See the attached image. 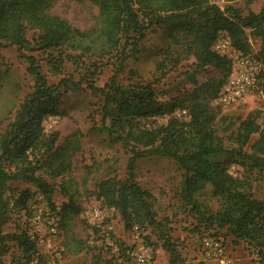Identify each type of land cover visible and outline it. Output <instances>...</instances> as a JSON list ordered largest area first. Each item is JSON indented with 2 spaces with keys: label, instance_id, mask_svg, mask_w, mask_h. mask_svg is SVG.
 <instances>
[{
  "label": "trees",
  "instance_id": "1",
  "mask_svg": "<svg viewBox=\"0 0 264 264\" xmlns=\"http://www.w3.org/2000/svg\"><path fill=\"white\" fill-rule=\"evenodd\" d=\"M56 0H0V45L10 42L18 47L19 57L28 63V72L35 79L34 89L19 105L14 118L0 135V257L15 242L28 260L36 252V243L27 231L3 233L14 210H27L31 190H23L18 197L7 196L11 183H26L41 192L51 205L55 186L49 178L69 175L61 187H73L72 163L58 145L59 133H47L44 122L61 114V106L70 86L80 90L83 83L101 97V119L93 130L105 134L112 143L120 142L130 154L126 180L110 177L97 185L98 197L106 208L116 209L127 228L138 225H157L152 208V194L133 180L136 162L149 155L175 159L183 170L181 195L202 223L228 227L235 240H248L264 262V201L243 188V182L228 170L233 163L250 161L252 167L264 170V131L254 116L240 123L233 135L234 147L224 146L214 123L218 112L210 101L219 92L232 72L230 59L213 50L219 33H227L235 49L245 54L250 48L247 31L260 40L255 57L261 63L255 90L264 93V6L256 13L243 14L228 6L221 8L211 0H93L99 6L100 24L81 30L68 20L52 14ZM154 24H172L180 30L183 44L196 59L200 68L215 67L225 71L222 81L210 80L196 86L182 97L161 99L151 84L121 83L119 75L129 59L141 51V42ZM33 30L32 39L27 37ZM175 42L180 41L172 34ZM59 50L74 62L86 58L87 74L80 81L63 78L49 84L33 52ZM70 50L68 53L67 51ZM182 48L181 52H186ZM28 51V53H26ZM181 52L170 51L172 67L180 60ZM61 57V55H60ZM50 60L51 69L59 72L63 58ZM114 67L110 79L99 87L93 77L101 70ZM161 66V65H160ZM185 111L177 116L174 113ZM167 118L166 122L158 119ZM259 137L246 151L252 135ZM206 186L218 199L217 210L204 207L196 198ZM61 207L62 219L78 215L81 206L74 194ZM172 245H165L172 252ZM120 247V246H119ZM112 256L111 263L115 261Z\"/></svg>",
  "mask_w": 264,
  "mask_h": 264
},
{
  "label": "rangeland",
  "instance_id": "2",
  "mask_svg": "<svg viewBox=\"0 0 264 264\" xmlns=\"http://www.w3.org/2000/svg\"><path fill=\"white\" fill-rule=\"evenodd\" d=\"M221 8L233 6L243 14L257 12L264 6V0H211ZM81 30H89L100 24L99 6L93 0H56L50 9ZM180 37L175 42L172 34ZM33 30L27 37L32 39ZM184 33L172 24H154L141 42V51L129 59L118 79L121 83H151L161 95V99L182 97L196 86L210 80L222 81L225 71L221 68L197 66L195 57L189 54L183 44ZM250 48L247 55L254 56L260 49V40L248 30ZM182 48L186 52H181ZM181 52L180 60L173 67L168 65V55ZM68 53L70 50L67 51ZM28 53V51H26ZM38 59L42 73L49 84H57L63 78L80 81L87 74L86 58L77 62L68 59L59 50L33 52ZM59 72L51 69L50 60H61ZM161 65V66H160ZM114 67L108 65L93 77L99 87L110 79ZM196 81L198 85L195 84ZM34 77L28 72V63L19 57L18 47L10 42L0 45V135L14 118L24 98L33 91ZM61 106V114L48 117L44 122L47 133L58 132V145L71 159V177L74 186L61 187L69 175L45 178L55 186L52 203L54 212L45 196L26 183H11L7 196L13 201L23 190H31L27 202L28 212L14 210L10 220L2 227L3 233L27 231L36 243V252L31 260L18 248L15 242L8 243L9 250L0 257V264H114L110 262L114 246L131 241L132 228H127L120 213L114 208H106L97 194V185L110 177L126 180L127 163L130 154L122 143H112L103 133L93 130L99 123L101 97L93 93L86 83L80 90L70 86ZM210 105L218 112L214 128L222 138L224 146L234 147L232 136L240 123L252 115L264 131V93L254 90L236 105H222L217 98ZM185 111L174 113L177 116ZM166 122L167 118L158 119ZM259 137L252 135L246 147L251 152V144ZM233 176L243 182V188L256 198L264 201V170L254 168L251 162L233 163L228 169ZM183 170L178 162L162 155H149L136 162L133 180L152 194L151 204L157 225L140 226L143 235L154 252V264H264L258 252L248 240H235L228 227L202 223L192 206L183 200L181 185ZM74 194L81 206L78 215L70 220L62 219L61 207L68 202V195ZM204 207L217 210L220 203L206 186L196 196ZM103 210L100 222L93 220L89 213L92 207ZM55 230V231H54ZM218 241L223 249L221 255H214L204 244V239ZM172 245V252L165 245Z\"/></svg>",
  "mask_w": 264,
  "mask_h": 264
},
{
  "label": "built area",
  "instance_id": "3",
  "mask_svg": "<svg viewBox=\"0 0 264 264\" xmlns=\"http://www.w3.org/2000/svg\"><path fill=\"white\" fill-rule=\"evenodd\" d=\"M212 48L232 62V72L222 86L217 100L225 106L236 105L256 89L261 63L256 57L235 49L229 35L224 32L219 33ZM89 215L100 222L103 210L99 206L92 207ZM204 244L216 256L223 253L221 244L216 240L206 238ZM114 253L116 264H154L153 249L138 225L132 228L130 243L114 246Z\"/></svg>",
  "mask_w": 264,
  "mask_h": 264
},
{
  "label": "crops",
  "instance_id": "4",
  "mask_svg": "<svg viewBox=\"0 0 264 264\" xmlns=\"http://www.w3.org/2000/svg\"><path fill=\"white\" fill-rule=\"evenodd\" d=\"M260 10H261V9H260ZM260 10H259V11H260ZM259 11H257L256 13H258Z\"/></svg>",
  "mask_w": 264,
  "mask_h": 264
}]
</instances>
